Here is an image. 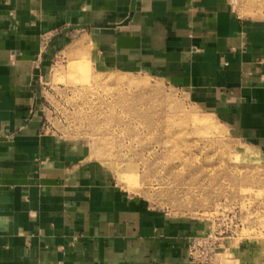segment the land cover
Here are the masks:
<instances>
[{
	"label": "crops",
	"instance_id": "obj_1",
	"mask_svg": "<svg viewBox=\"0 0 264 264\" xmlns=\"http://www.w3.org/2000/svg\"><path fill=\"white\" fill-rule=\"evenodd\" d=\"M80 31L107 63L159 74L264 153V19L231 0H0V264H193L187 239L208 221L149 208L42 130L38 74ZM221 246L210 264H264L257 241Z\"/></svg>",
	"mask_w": 264,
	"mask_h": 264
},
{
	"label": "rangeland",
	"instance_id": "obj_2",
	"mask_svg": "<svg viewBox=\"0 0 264 264\" xmlns=\"http://www.w3.org/2000/svg\"><path fill=\"white\" fill-rule=\"evenodd\" d=\"M231 3L243 17L264 19V0ZM36 86L43 132L65 140L82 162L97 164L126 194L149 208L174 218L208 221L210 231L224 232L236 242L257 241L264 253V153L236 139L186 91L159 74L107 63L81 31L71 32L52 55ZM170 105H177L176 110ZM192 117L207 120L208 128L191 125ZM140 124H158V129L134 137ZM169 132L173 154L187 157L182 169L168 167L165 155L150 157L144 150ZM223 250L220 246L215 256ZM262 257L255 264H261Z\"/></svg>",
	"mask_w": 264,
	"mask_h": 264
},
{
	"label": "bare ground",
	"instance_id": "obj_3",
	"mask_svg": "<svg viewBox=\"0 0 264 264\" xmlns=\"http://www.w3.org/2000/svg\"><path fill=\"white\" fill-rule=\"evenodd\" d=\"M264 5V4H263ZM143 89V88H142ZM141 90V89H140ZM147 93V92H146ZM152 94V93H151ZM154 96V95H153ZM143 98H144V95L142 96ZM150 100H152L151 98H150ZM145 107V106H144ZM147 107V106H146ZM145 107V108H146ZM175 107H177V105H170L169 106V108H170V110H176V108ZM150 109V108H149ZM138 111V110H137ZM180 111V110H179ZM126 112V111H125ZM139 112V111H138ZM141 113L143 112V111H140ZM146 112H148V113H150V111H146ZM163 112V111H162ZM127 113V112H126ZM144 113V112H143ZM156 113V112H155ZM154 113V115H156ZM158 113H159V111H158ZM157 113V114H158ZM163 114V113H162ZM174 115L176 114V113H173ZM150 115V114H149ZM153 115V114H152ZM151 115V116H152ZM177 115V114H176ZM150 116V117H151ZM158 116V115H157ZM156 116V117H157ZM185 116V115H184ZM136 117H137V115H136ZM145 119H146V117L145 116H143ZM143 117H142V119H143ZM155 117V118H156ZM176 117V116H175ZM178 117V116H177ZM180 117V116H179ZM137 118H139V117H137ZM141 118V117H140ZM158 118V117H157ZM188 118H189V116H188ZM187 118V119H188ZM149 119V118H148ZM147 119V120H148ZM159 119V118H158ZM166 119V118H165ZM171 119V118H170ZM173 119V118H172ZM175 119V118H174ZM180 119V118H179ZM184 120H185V117L183 118ZM186 119V120H187ZM132 120V119H131ZM134 120V119H133ZM164 120V119H163ZM169 120V119H168ZM167 120V122H166V124L167 125H169V123H170V121H168ZM183 120V121H184ZM191 120V121H190ZM189 121H190V124H191V122L193 123V125H195V126H198L199 128H201V129H207L208 128V126H209V123H208V121L207 120H203V121H201V122H198V121H200V120H198V119H196V118H191ZM135 121V120H134ZM138 121H139V119H138ZM137 121V122H138ZM149 121H151V119L149 120ZM161 121V120H160ZM159 121V122H160ZM164 121H166V120H164ZM179 121V120H178ZM180 121H182V120H180ZM141 122H143L142 120H140V122L139 123H141ZM152 122V121H151ZM157 122V121H156ZM155 122V123H156ZM158 122V123H159ZM163 122V121H162ZM161 122V124H163ZM174 122V121H173ZM144 123H146V121L144 122ZM143 123V124H144ZM188 120H187V125H188ZM201 123V124H200ZM143 124H140V125H138V127H140L141 129L139 130L140 132H136V135H134V137H136L137 136V134H144V131L145 132H147V134H149V135H151V132L153 131H156L157 129H158V124H149L150 126H143ZM172 123H170V125H171ZM174 124V123H173ZM176 124V123H175ZM147 125V124H146ZM164 125V124H163ZM192 125V124H191ZM190 125V126H191ZM177 126H180V125H177ZM184 126V125H183ZM164 126H162V128H163ZM181 127V126H180ZM179 127V128H180ZM169 128H172V127H169ZM174 128V127H173ZM183 129H184V127H182ZM137 129V128H136ZM181 129V128H180ZM159 130H161V128L159 129ZM169 130V129H168ZM176 130V129H175ZM164 131V130H163ZM183 131V130H182ZM159 132V131H158ZM157 132V133H158ZM165 132V131H164ZM163 132V133H164ZM167 132V131H166ZM155 133V132H154ZM159 133H161V132H159ZM162 133V134H163ZM165 134V133H164ZM164 134H163V138H164ZM177 134V136H179L180 134H181V132H180V134L179 133H176ZM179 134V135H178ZM144 135H146V134H144ZM175 135V134H174ZM210 136V135H209ZM176 137V136H175ZM158 138V137H157ZM173 138H174V136H173ZM204 138V137H203ZM210 138V137H209ZM171 140H172V134H171V132H169L168 133V135L166 136V138L165 139H160V140H154L152 143H149V144H151V146L150 147H147V149L146 148H144V150H145V152L146 153H148V155L151 157V156H153V157H158V156H160V157H163V159H164V155H165V158H166V160H167V166L168 167H170V168H172V169H182V168H184L185 167V163H186V161H187V157H185V155H180L179 153L178 154H176V155H174L173 154V149H172V147L170 148L169 146H168V143L169 142H171ZM202 140V139H201ZM204 140H207V139H204ZM203 141V140H202ZM211 142V141H210ZM181 146V145H180ZM175 148V147H174ZM178 149V148H177ZM229 154V153H228ZM187 155V154H186ZM192 156V155H191ZM155 160V159H154ZM177 163V164H176ZM253 165V164H252ZM169 168V169H170Z\"/></svg>",
	"mask_w": 264,
	"mask_h": 264
},
{
	"label": "built area",
	"instance_id": "obj_4",
	"mask_svg": "<svg viewBox=\"0 0 264 264\" xmlns=\"http://www.w3.org/2000/svg\"><path fill=\"white\" fill-rule=\"evenodd\" d=\"M224 232L209 231L205 235L187 239V258L193 264H210L221 246Z\"/></svg>",
	"mask_w": 264,
	"mask_h": 264
}]
</instances>
